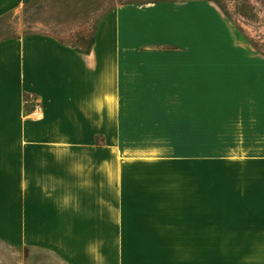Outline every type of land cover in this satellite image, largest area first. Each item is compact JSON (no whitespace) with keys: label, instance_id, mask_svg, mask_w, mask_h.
<instances>
[{"label":"crops","instance_id":"obj_1","mask_svg":"<svg viewBox=\"0 0 264 264\" xmlns=\"http://www.w3.org/2000/svg\"><path fill=\"white\" fill-rule=\"evenodd\" d=\"M29 1L0 0V20ZM202 24L206 39L195 30ZM221 26L208 3L122 5L101 19L88 52L49 34L0 39V171L20 164L45 173L48 179L25 180V198L28 188L54 189L44 197L54 196L58 218H97L108 227L120 219L119 250L150 252L152 264H264V164H216L220 178L188 179L141 176L135 172L159 165L123 164V140L182 138L169 135L172 126L186 130L195 107L216 109L221 135L238 131L242 113L245 131L255 134L249 148H264L249 109L264 100V69L221 52L216 60H232L229 66L192 67L215 60L209 48L197 50ZM149 46L161 52L142 50ZM25 97L40 102L42 119L24 118ZM157 108L166 121L154 119ZM97 139L118 141L120 164L93 162L90 151L100 148L78 143ZM34 143L42 147L28 146ZM240 171L247 174H234Z\"/></svg>","mask_w":264,"mask_h":264},{"label":"rangeland","instance_id":"obj_2","mask_svg":"<svg viewBox=\"0 0 264 264\" xmlns=\"http://www.w3.org/2000/svg\"><path fill=\"white\" fill-rule=\"evenodd\" d=\"M174 3H208L222 25L218 32L210 34L213 35L212 42L208 43L206 40L207 44L200 43L197 50L209 48V52H214L211 55L215 60L201 65V61H196L197 65L192 64V67L212 68L216 66V61H224V66H229L226 62L231 63L232 60H216V52H221L226 55L224 58L232 53L238 58H246L257 69H264V0H32L23 3L14 13L0 20V39L49 34L71 47L88 52L99 22L109 11L122 5L143 7ZM201 26L203 28L198 26L195 30H200L201 38L206 39V35H203L206 26ZM221 35L222 44L216 41ZM142 50L161 52V48L156 46ZM179 50L182 49L173 46L169 51ZM154 100L156 99L152 100L153 103H159ZM25 102L28 108L24 112V118L35 120L28 118V114L33 105L40 102L33 97H25ZM253 104L256 109L249 108L250 116L256 117L257 126L264 131V100L257 98ZM152 111L157 116L154 117L155 120L160 123L166 121L165 116L157 115L162 109ZM187 111L192 124L185 130L181 122L176 128L175 125L172 126L170 134L167 133L182 138L123 140V164L159 165L154 168L155 171L135 172L141 176L154 175L159 179L220 178L215 171L216 164H264V148H249L247 137L251 135L255 138V134L245 131L242 113L238 131L232 134L230 130H224L221 135L220 124H216L219 118L214 107H195ZM42 118L43 116L39 119ZM224 118L226 120V110ZM263 131H258L256 135L262 137ZM184 136L206 138L184 139ZM254 138L250 141L252 145L255 143ZM78 143L83 147L101 149L90 151L92 154L89 158L93 162L103 160L106 163H121L118 149L115 148L118 146L116 140L97 139ZM28 146L42 147V144ZM110 150L112 155L108 154ZM251 152L257 154L249 155ZM81 159L86 161L84 156ZM201 165L206 166L203 167L205 171L199 168ZM3 167L4 170L0 171V264H152L150 252L123 253V250H119L123 247V235L119 226L123 221L120 219H112L111 226L108 227V220L97 218L73 219L71 214L66 213H60L58 218L54 196L51 199L44 197L48 192L54 194V189L42 188L43 192L38 187H32L28 188L30 192L33 191L30 196H24L25 180L36 182L48 179L45 178V173L32 172L29 169L25 171L20 164L15 166V171L10 170L8 164ZM234 174L244 177L247 173L240 171ZM12 182L17 186L9 187L8 184ZM73 226L76 227L74 234Z\"/></svg>","mask_w":264,"mask_h":264},{"label":"built area","instance_id":"obj_3","mask_svg":"<svg viewBox=\"0 0 264 264\" xmlns=\"http://www.w3.org/2000/svg\"><path fill=\"white\" fill-rule=\"evenodd\" d=\"M42 114H43V110L41 105L39 103H36L33 105V109L28 114V118L37 120L41 118Z\"/></svg>","mask_w":264,"mask_h":264}]
</instances>
